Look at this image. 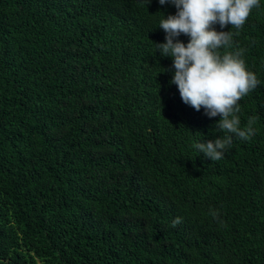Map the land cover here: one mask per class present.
<instances>
[{
	"label": "trees",
	"instance_id": "16d2710c",
	"mask_svg": "<svg viewBox=\"0 0 264 264\" xmlns=\"http://www.w3.org/2000/svg\"><path fill=\"white\" fill-rule=\"evenodd\" d=\"M259 4L214 25L260 81L238 102L242 129L256 117L242 140L171 83L156 44L174 5L0 0V264H264ZM227 135L218 161L193 147Z\"/></svg>",
	"mask_w": 264,
	"mask_h": 264
},
{
	"label": "clouds",
	"instance_id": "9594fccd",
	"mask_svg": "<svg viewBox=\"0 0 264 264\" xmlns=\"http://www.w3.org/2000/svg\"><path fill=\"white\" fill-rule=\"evenodd\" d=\"M167 3L174 5L177 12L160 21L159 28L166 33L165 43L156 45L161 56L173 60L171 83L177 86L185 104L196 111L204 108L209 118L220 116L217 127L221 131L250 139L255 134L256 117H250L242 129L238 102L260 81L255 73L246 70L242 51L220 54V49L230 45L231 32H218L214 25L241 28L251 11L260 6L259 0H159L160 5ZM181 35L190 38L186 45L177 39ZM231 143L232 136L227 135L193 147L218 161ZM210 214L217 216L215 212ZM181 223L182 218L177 217L172 227Z\"/></svg>",
	"mask_w": 264,
	"mask_h": 264
}]
</instances>
